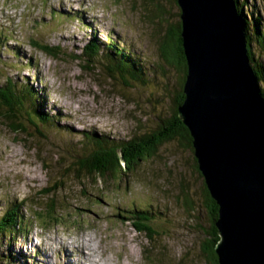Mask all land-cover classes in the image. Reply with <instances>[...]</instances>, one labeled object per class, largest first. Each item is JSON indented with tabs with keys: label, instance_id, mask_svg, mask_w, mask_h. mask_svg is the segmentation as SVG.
I'll return each mask as SVG.
<instances>
[{
	"label": "rangeland",
	"instance_id": "rangeland-1",
	"mask_svg": "<svg viewBox=\"0 0 264 264\" xmlns=\"http://www.w3.org/2000/svg\"><path fill=\"white\" fill-rule=\"evenodd\" d=\"M146 1L0 0V83L7 76H12L18 85L24 84L23 80L34 81L37 87L44 83L42 88L49 92V112L63 113L56 118L59 124L54 127L35 118L38 129L24 119L27 131L24 134L5 127L4 118L0 119V199L3 204L27 201L26 216L30 215L27 223L33 228L26 240L18 241L24 250H34L33 244L29 249L30 237L40 241L49 236L52 240L46 243L51 246L56 237L68 236L61 231L63 227L69 230L67 224L71 227L69 239H74L76 230L86 221L85 235L80 232L79 243L64 239L56 242L60 251L73 245L79 264H211L204 254L210 219L205 209L203 179L195 166V152L178 137L164 142L153 157L141 162L137 169L142 172L140 178L105 193V203L94 197L97 180L78 182L72 191L81 196L78 208L71 207L68 218L60 219L65 224L53 228L49 234L43 232L42 224L32 216L39 212L36 206L43 202L45 186L58 164L53 160L60 157L55 149L66 152L55 138L78 145L89 132L121 139L136 135L141 129L142 133L153 130L162 116L168 117L173 103L170 95L177 93L181 73L175 64L163 60L159 46L161 35L177 18V7L169 0H149L152 8L160 6L166 10L161 16H152L147 12ZM250 2L256 4L264 19V0ZM92 36L99 37L101 54L84 53ZM108 36L124 47L132 46L133 56L143 63L140 78L124 71L107 56ZM34 38L58 47V56L56 48L51 55L33 47L30 40ZM13 49H18L16 57L15 53L10 54ZM262 49L257 45L252 50L256 64L264 67ZM29 57L36 68L28 65ZM6 64H15L19 73L6 68ZM30 100L37 104L32 97ZM139 122L142 126L137 125ZM46 164L52 170H46ZM186 195L192 198L191 204L184 202ZM118 198L124 205L152 203L165 210L166 216L155 224L161 234L150 238L139 233L132 223L119 222L114 213L118 206L113 207ZM80 206L89 211H82ZM5 209L1 204L0 215ZM39 231L43 234L38 235ZM0 247L1 251L2 244ZM106 249L108 252L104 254ZM51 257L56 259L54 255ZM38 258H29L25 264H45ZM71 261L75 264L73 255Z\"/></svg>",
	"mask_w": 264,
	"mask_h": 264
},
{
	"label": "water",
	"instance_id": "water-1",
	"mask_svg": "<svg viewBox=\"0 0 264 264\" xmlns=\"http://www.w3.org/2000/svg\"><path fill=\"white\" fill-rule=\"evenodd\" d=\"M188 63L179 114L219 205V264H264V96L235 0H178Z\"/></svg>",
	"mask_w": 264,
	"mask_h": 264
},
{
	"label": "trees",
	"instance_id": "trees-1",
	"mask_svg": "<svg viewBox=\"0 0 264 264\" xmlns=\"http://www.w3.org/2000/svg\"><path fill=\"white\" fill-rule=\"evenodd\" d=\"M169 1L173 2L174 6L177 7V18L174 22L169 23L170 26L165 30L164 34L161 35L159 53L163 56V60L176 65L181 76L178 79L179 86L177 93H173L172 91L173 94L170 95L173 103L168 117L162 116L158 126L153 130L142 133L141 129L138 134L121 139L89 132L88 135L82 138L81 143L78 145L77 142H69L67 144V141H65V143L59 137L57 139L53 136L57 142H61L60 145L66 152L55 149V152H57L60 157L53 159L58 164L54 167L56 168L53 169L54 174L52 173L53 175L49 177L45 186L46 190L42 196L43 202L37 206L35 205L37 207L36 210L39 211L32 215L35 221L46 224V226L51 224H65L66 221L64 222L60 219L70 214V212L67 211L71 210V207L76 206L78 208L76 204L81 202V196H78L79 193H77V195L72 194L74 186L79 184L78 182H84V180L86 181V179L89 178L97 180L95 181L97 191L94 192V197L100 202L105 203L104 194L113 190L115 186L121 189V185H128L135 177L140 178L142 172L137 170L139 169L138 166L144 160L153 157L159 146L168 140L178 137L191 147L192 152H195L190 130L184 124L179 114V105L185 98L184 85L188 73V63L182 37L181 7L178 0ZM250 1L251 0H235V4L244 20L246 37L248 40L249 60L258 82L260 83L261 93L264 96V67H262L261 64H256L252 50L254 46L259 45L263 47L262 52H264V19H262L256 4H251ZM146 8L147 12H150L152 16H161V14H165L166 11L160 6L152 8L149 0L146 1ZM255 14L258 16H255ZM151 18L154 20L153 17ZM30 42L33 43V47L51 55L53 54L51 52L53 48H56V56H58V47L47 43H40L35 38L34 40H30ZM111 42L116 41L112 40ZM120 47V50L106 47L108 50L107 56L113 59L124 71L130 73L132 76L140 78L142 71L135 66L134 59L128 54V51L131 50L129 48H123L122 44ZM84 53L90 56H92V54H101L100 49L95 45L86 46ZM34 76H36V74H34ZM2 83L3 82L0 83V117L2 116L4 118L5 123H3V125L5 127L9 126L16 132H22L24 134L27 132L24 119L36 128H38L39 123L34 120L35 118H38L41 122L46 124L52 123L53 127L55 124H59L56 118L60 112L62 113V110L49 112L48 107H46L42 101V99H47L44 97L45 93L43 91L40 93L39 89L32 87L31 89H27L26 93H23L24 91L22 88L20 89L23 92L15 87L12 76H10L6 82ZM21 86L25 89L22 83ZM30 96L37 104L30 100ZM27 103L28 110L24 112L23 109ZM2 117L0 119H2ZM137 125L142 126L140 122ZM69 133L71 134V132ZM36 137H38V135H36ZM65 157L68 159H65ZM194 161L196 169L203 179L205 209L210 219L208 229L206 230L208 238L204 242V254L208 257L207 260L210 261L211 264H219V256L216 252V244L220 239L219 229L216 224L219 217V205L211 196L206 186L196 156H194ZM44 167L46 170L51 169L47 164ZM116 174H120L118 178L115 177ZM190 200L192 201V198L189 195L184 197L186 205L191 204ZM26 202L27 201H25V203ZM80 205L82 204L80 203ZM9 206L10 203L2 204V207L5 208ZM83 206L79 207L82 208V211H89L83 208ZM114 206H118L114 213L119 222L132 223L139 233L143 232L150 238L154 235L161 234L160 230H157L155 227L156 222L160 220L161 217L166 216L165 210H162L161 207H157L152 203L143 205L142 203L135 202L124 205L119 198L117 204L113 205V207ZM17 208L18 206H11V209L0 217V245L2 244L3 247L0 251V264H23V256L24 258L27 257L22 247L7 245L9 244L8 240L10 242L14 240V227L21 224V220L17 219L19 216ZM93 214L96 213L93 212ZM67 218L68 216L66 219ZM78 219L81 218L79 217ZM66 226L68 227V224ZM20 228H22V224ZM23 228L29 229V224L24 225ZM149 254L155 255V252L149 251Z\"/></svg>",
	"mask_w": 264,
	"mask_h": 264
},
{
	"label": "bare ground",
	"instance_id": "bare-ground-1",
	"mask_svg": "<svg viewBox=\"0 0 264 264\" xmlns=\"http://www.w3.org/2000/svg\"><path fill=\"white\" fill-rule=\"evenodd\" d=\"M84 242L89 243V242H87V241H84Z\"/></svg>",
	"mask_w": 264,
	"mask_h": 264
}]
</instances>
